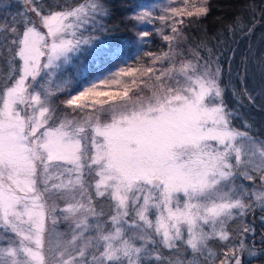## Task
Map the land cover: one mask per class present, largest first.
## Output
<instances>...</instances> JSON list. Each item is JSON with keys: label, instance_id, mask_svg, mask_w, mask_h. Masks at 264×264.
<instances>
[{"label": "snow or ice", "instance_id": "1", "mask_svg": "<svg viewBox=\"0 0 264 264\" xmlns=\"http://www.w3.org/2000/svg\"><path fill=\"white\" fill-rule=\"evenodd\" d=\"M21 2L0 21V264H245V254L264 255V233L254 250L249 220L264 225V131L228 103L213 51L185 48L184 18L205 17L208 0L138 12L140 23L159 22L167 50L87 80L82 58L121 54L101 38L102 0ZM151 35L139 32L138 47ZM232 95L256 106L247 87Z\"/></svg>", "mask_w": 264, "mask_h": 264}, {"label": "trees", "instance_id": "2", "mask_svg": "<svg viewBox=\"0 0 264 264\" xmlns=\"http://www.w3.org/2000/svg\"><path fill=\"white\" fill-rule=\"evenodd\" d=\"M63 1L65 0H52L47 4H62ZM143 2L144 0H102L109 12L103 18L109 31L101 38L111 49L121 48V54L119 59L107 57L102 61H95L91 56L82 58L88 67L89 77L111 68L132 54L134 32L131 30L133 23L129 15ZM249 3L255 4V11L245 7ZM207 6L209 12L205 17L191 24L187 23L189 18H185V48L201 45V55H207L208 49L213 51L214 58L222 69L221 78L223 85L227 87L228 103L255 123L254 130L264 131V110L260 107L264 106V72L261 70V63L264 61V0H208ZM158 42L160 40L155 39V43ZM164 47L162 48L167 50ZM72 70L71 67L67 68L68 72ZM244 87L256 96L255 107L247 100L243 101L241 107L238 103L240 98L232 95L233 89L242 92ZM256 219L258 216L249 217L257 229L256 234L261 238L264 225ZM262 256H257V259L263 260Z\"/></svg>", "mask_w": 264, "mask_h": 264}, {"label": "rangeland", "instance_id": "3", "mask_svg": "<svg viewBox=\"0 0 264 264\" xmlns=\"http://www.w3.org/2000/svg\"><path fill=\"white\" fill-rule=\"evenodd\" d=\"M52 0H44V3L47 4V2H51ZM56 1V0H55ZM54 2V0H53ZM73 2L79 3L82 2V0H65L62 4H67L69 6L74 5ZM167 3V0H149L142 3L141 6L134 9V11L129 15L132 19L133 26L131 30H133L134 34L133 37V52L130 56L123 58L121 61L117 62L115 65H113L111 68L106 69L103 71L104 74H107L109 71H115L118 67H123L126 64H134L136 60V56L138 52L142 51H152V52H159L161 50H165L164 48H167V44L165 41L162 40V38L157 34L156 29L160 26L159 22H156L154 24H148V23H140L134 19L136 14L144 9H153L155 10L156 6H161L163 4ZM54 4V3H52ZM4 5H10V7H4ZM176 6H179L177 3ZM23 5L21 0H0V21H3L6 17L10 20L13 15H15L18 11H23ZM128 18V17H127ZM186 18V17H185ZM184 18V19H185ZM141 31H149L152 33L151 36L145 39V43L143 46L138 47L137 45V34ZM155 39H159L160 42L155 43ZM162 48V49H161ZM146 59V58H145ZM70 68V67H68ZM6 71V69H0V85L4 82V76L2 72ZM68 72V71H67ZM72 73V74H71ZM101 72H98L92 76H87L85 79H91L92 77L100 74ZM69 75H72L73 78H75L74 70L71 72H68ZM115 88V86H113ZM66 97H61V99H64ZM258 219H256L257 221ZM257 239H260L259 234L255 236ZM264 258V255L262 256ZM259 260V259H258Z\"/></svg>", "mask_w": 264, "mask_h": 264}, {"label": "flooded vegetation", "instance_id": "4", "mask_svg": "<svg viewBox=\"0 0 264 264\" xmlns=\"http://www.w3.org/2000/svg\"><path fill=\"white\" fill-rule=\"evenodd\" d=\"M262 233H264V232H262ZM260 240H261V238L260 239H257L255 237V241L257 243H255V249L254 250H256V251H258L259 248L261 247ZM257 256H259V255H257ZM257 256H254L253 257V256H249V255L245 254V257H244L245 264H264V258H263V260H258L257 259Z\"/></svg>", "mask_w": 264, "mask_h": 264}]
</instances>
